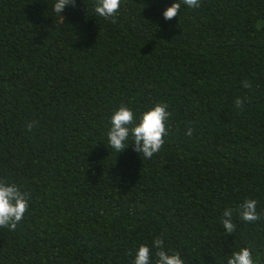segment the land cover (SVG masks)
<instances>
[{"label": "trees", "instance_id": "1", "mask_svg": "<svg viewBox=\"0 0 264 264\" xmlns=\"http://www.w3.org/2000/svg\"><path fill=\"white\" fill-rule=\"evenodd\" d=\"M174 2L121 0L113 22L95 0L64 20L55 0H0V179L29 196L16 230L0 227V264H133L158 236L185 264L241 247L264 264V0L182 3L165 20ZM161 102L168 134L151 159L131 137L108 147L119 106L138 122ZM247 199L261 219L234 211L226 234L225 208Z\"/></svg>", "mask_w": 264, "mask_h": 264}, {"label": "clouds", "instance_id": "2", "mask_svg": "<svg viewBox=\"0 0 264 264\" xmlns=\"http://www.w3.org/2000/svg\"><path fill=\"white\" fill-rule=\"evenodd\" d=\"M189 8H198L200 0H175L171 6L163 12L165 20H171L179 16L181 4ZM76 0H55L53 11L61 18L60 14L64 11L66 5L75 6ZM121 8V0H95L94 11L99 17L108 20L115 17ZM245 88L251 87L250 81H242ZM244 104V98L237 97L234 105L241 108ZM171 113L168 111L166 103H156L155 106L143 112L136 122L133 109L121 105L111 116V127L107 131L108 147L114 149L117 153L122 152L128 147V141L131 137L134 151L138 152L143 158L151 159L158 153L165 143L164 137L168 134L166 122ZM38 121L33 120L27 123L26 127L31 131ZM194 129L188 127L186 135L192 136ZM29 209V196L20 189L15 183H8L0 179V227L15 231L19 222L25 216ZM237 211L240 219L244 222H255L261 219L257 212V201L255 199L245 200L238 209L225 208L222 224L226 234H232L235 231L236 224L233 222V212ZM185 264L179 251L169 252L165 249L164 239L158 236L152 247L147 244H141L136 252L133 264ZM227 264H259V260L253 259V253L249 247H241L239 250H233L228 256Z\"/></svg>", "mask_w": 264, "mask_h": 264}]
</instances>
